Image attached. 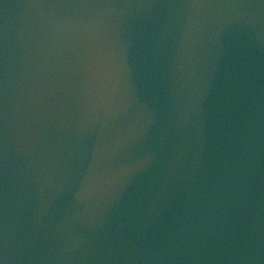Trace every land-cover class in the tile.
<instances>
[{
    "label": "water",
    "instance_id": "water-1",
    "mask_svg": "<svg viewBox=\"0 0 264 264\" xmlns=\"http://www.w3.org/2000/svg\"><path fill=\"white\" fill-rule=\"evenodd\" d=\"M0 264H264V0H0Z\"/></svg>",
    "mask_w": 264,
    "mask_h": 264
}]
</instances>
